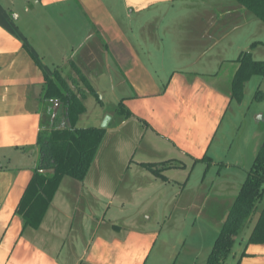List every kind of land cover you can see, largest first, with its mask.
Here are the masks:
<instances>
[{
    "label": "crops",
    "instance_id": "obj_1",
    "mask_svg": "<svg viewBox=\"0 0 264 264\" xmlns=\"http://www.w3.org/2000/svg\"><path fill=\"white\" fill-rule=\"evenodd\" d=\"M254 42H264V23L234 0H0V264H161L162 231L186 224L174 215H201L211 197L226 215L246 177L235 175V192L212 193L211 181L221 165L247 173L243 150L259 143L258 150L264 139L259 110L242 132L248 113L232 91L238 65H226ZM252 54L264 60V44ZM57 70L85 103L77 122L92 114L107 129L86 177H64L32 227L16 210L40 164L39 137L61 113V101L44 96L46 77L56 79ZM111 87L117 100H106ZM195 160L217 172L207 169L198 191L188 193L179 171L165 173ZM159 179L157 193L173 191L153 196L148 190ZM140 190L150 195L137 207ZM105 205L137 213L118 217ZM193 219L186 227L195 228ZM252 227L232 253L234 264H264V243L247 241ZM181 234L163 244L167 264H205L212 245Z\"/></svg>",
    "mask_w": 264,
    "mask_h": 264
},
{
    "label": "trees",
    "instance_id": "obj_2",
    "mask_svg": "<svg viewBox=\"0 0 264 264\" xmlns=\"http://www.w3.org/2000/svg\"><path fill=\"white\" fill-rule=\"evenodd\" d=\"M234 1L264 23V0ZM259 43H252L238 57L239 68L232 80V91L233 98L239 102L244 98L246 83L254 76H264V60H256L252 54V48ZM90 91L95 92L92 88ZM44 96L49 99L57 98L62 105L56 123L52 121L50 129L45 133L42 131L39 137L40 164L16 210L22 215L26 225L32 227H38L43 221L64 177L80 180L86 177L106 133V128L76 126L79 116L86 111V106L83 99L68 86L59 70L56 71V79L46 77ZM255 99H264L263 90H257ZM48 113H53L52 103ZM123 114L129 116L131 112L127 110ZM67 117L71 122L70 127ZM261 123L264 124L263 121ZM43 169L46 171H40ZM229 212L205 264H226L238 236L250 226L253 227L248 243H264V139Z\"/></svg>",
    "mask_w": 264,
    "mask_h": 264
},
{
    "label": "rangeland",
    "instance_id": "obj_3",
    "mask_svg": "<svg viewBox=\"0 0 264 264\" xmlns=\"http://www.w3.org/2000/svg\"><path fill=\"white\" fill-rule=\"evenodd\" d=\"M250 32H251V30L248 29L247 26H244V34H242V36L246 37L248 35L246 33H250ZM253 32H255V30ZM251 37H252V34H249L245 41H247ZM236 43H241V40L237 39ZM233 58H236L235 59L236 62H233L232 60H229V61L226 62V65L228 66V69H230L232 67V64L235 65V66L238 65V67L236 69V71H237L238 68H239L238 57H233ZM227 66H226V68H227ZM236 71L233 70V73L234 72L236 73ZM235 73H234V75H235ZM250 80H252V81L249 82V83L247 82L246 83L247 86L245 85V89L246 90H244V92H245L244 99L241 101V102H243L242 103L243 104L242 108L245 107L246 111L248 113L247 117L243 116V117H246V119H243L242 122L239 123L240 126H242V128H241L242 132H245L246 129L250 128L251 117H252L251 115H253V113L255 111L259 110L260 113L264 114V104L262 105V104H260V102H256V99H255L258 89H261L264 92V77L256 76L254 78L252 77ZM107 98H110L113 101L117 100V95H116V92L113 89V87H111V96L106 94V100H108ZM235 101L239 102L238 100H235ZM234 105L236 106L235 103H234ZM259 105H262L260 107V109L258 108ZM245 108H243V109H245ZM99 123L100 122H98V119H96L95 116H93L92 114H89L88 116H84L81 119V123L77 122L76 124L79 127H83V126H97V127H100V125H97ZM256 127H258V126L256 125ZM139 141H140L139 139L136 140V142H139ZM227 141L225 142L226 144H227ZM234 141H235L236 145H238L241 142V141L237 140V137H235V135H234ZM258 144H257V146L256 145L254 146V144L249 145L248 149H246L245 151L243 150L245 157L243 158L244 162H242V166H243V164H247L246 165L247 169L251 168V166L253 164V161L255 160V157H256V154H257ZM221 148L223 149V152L227 154V152L225 151L226 150L225 149L226 146L225 147L221 146ZM224 153H222V154H224ZM223 158H225V156H223ZM208 161H210V160H208ZM223 162H224V164L228 163V161H226V160H223L222 163ZM222 163H220V164H222ZM206 164L207 163L202 164V163L197 162L195 160V161H192V162H187V164L184 165L183 169L167 171L165 174L170 176V175H173L174 173L179 171V174L181 175L180 176V179H181L180 180L181 181L180 184L181 185L183 184V185H185L187 187L188 193H192V191H198L199 186L201 184V180L203 178V174H205L207 169L211 168V171H210L209 174L212 175V176L215 175V173L217 172L216 171L217 169L215 168V166L208 165L209 164L208 163L207 165L210 166V167H207ZM220 164L218 163L217 165H220ZM221 166L222 167L220 169H221V174L222 175L220 176V179H218L216 181H211V183L213 184L212 193L216 192L215 189H219L220 191H223V192L224 191L225 192H227V191L228 192L229 191H231V192L237 191L238 190L237 186L234 187V182H235L234 177H235V175H238L240 180H244V176L247 177V173H245L242 170L241 165H240L241 168L237 167L236 164H233V166L232 165L231 166L226 165L227 167H225V165H221ZM218 167H220V166H217V168ZM229 169L235 170L236 173L232 174V175H229L228 173L231 172V171H228ZM162 183L163 182H161V180L159 179L158 183H156L155 186H152L150 188V190H148V191H152L153 192V196H157V195L161 194L162 192L168 193V192H170L172 190L171 189L172 187H170L171 186L170 185V186H168V188L165 191H160L159 193H157V191L160 189V188L158 189V187H161L163 185ZM211 183L209 182V184H211ZM174 184H173V186H174ZM235 184L237 185L238 183H235ZM175 188H174V190H175ZM142 189H147V187H143ZM203 191H204V189L201 191V193ZM217 192L219 193V191H217ZM148 193L149 192H146V190H142V191L140 190L137 193V197H136V200L138 201L137 207H139V204L142 202V198L144 196H149L150 195V194L147 195ZM187 195H189V194H187ZM220 201H221V199H219V198H217V199H214L212 197L209 198L207 200L208 205L206 206L205 213H203L201 215H197V214L192 215L191 212L193 210H191V211L186 210V211H184V213L174 215V217L178 216L177 219H178L179 222H181V223L185 222L186 224L188 222H191L189 220L190 218H194L192 222H194V223L196 222L195 228L194 229H190V227L189 226L186 227V224H185V227L183 229H180V230H169V231H165L164 230V231H162V235L160 236V239H159L158 244L156 246V249H160V254L157 256V258H158V260L160 261L161 264H167V262H168V257L167 256H168V253L170 254V247L168 245H169V243H175L177 240H179L178 237L183 235V234H181V232L184 233V236L186 235L185 238L188 240V242H191V239L195 236V237H197L199 239L200 245L202 247L203 246H208V245H212V247H213V245H214V243L216 241V238H217V236H218V234L220 232V229L222 227V223H223V221L225 219V216H226V215H222L221 213H219V207H218L219 205L217 207H216V205H214L216 203L219 204ZM107 207H108V205H105L104 211H108L109 210V212L114 214V216L117 215L118 217L126 216V218H127V217H130V216H134L137 213V211H136L137 208H135V207H130L129 209H127V208L126 209H118L120 211L117 212V214H115V212L112 210L111 207H113V206H111L109 209ZM120 208H122L121 204H120ZM108 216H110V215L108 214L107 217ZM163 216H164L163 214L160 215V218L162 219ZM183 216H184V219H183ZM227 219L228 218H226V220ZM245 235H247V234L244 232L243 234L238 236L237 242H236V244L234 246V250H233L234 253L240 247L239 245L241 243H242V245L245 243V240H246ZM164 243H168L167 246L169 248V252H168L167 246L163 245ZM177 243H178V241H177ZM179 245H181V243H179ZM187 248H188V243H187V246L184 247V249H182V250L185 251ZM184 251L182 252L181 257L185 254ZM150 262H151V260H150ZM234 263H235L234 255L231 254V256L228 258L226 264H234ZM177 264H178V261H177Z\"/></svg>",
    "mask_w": 264,
    "mask_h": 264
},
{
    "label": "water",
    "instance_id": "obj_4",
    "mask_svg": "<svg viewBox=\"0 0 264 264\" xmlns=\"http://www.w3.org/2000/svg\"><path fill=\"white\" fill-rule=\"evenodd\" d=\"M59 103H60V102H59ZM66 120H67L69 126H71L70 119L67 117ZM100 128H106V129H107V124H106V122H103V123L101 124ZM51 171H53V170H51ZM229 214H230V212H228V213L226 214L225 219H224L225 221H226V218H228Z\"/></svg>",
    "mask_w": 264,
    "mask_h": 264
},
{
    "label": "flooded vegetation",
    "instance_id": "obj_5",
    "mask_svg": "<svg viewBox=\"0 0 264 264\" xmlns=\"http://www.w3.org/2000/svg\"><path fill=\"white\" fill-rule=\"evenodd\" d=\"M76 93V92H75ZM77 94V93H76ZM260 116H264L263 114L262 115H260Z\"/></svg>",
    "mask_w": 264,
    "mask_h": 264
}]
</instances>
